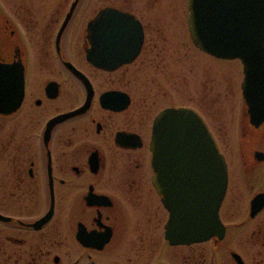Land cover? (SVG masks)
I'll list each match as a JSON object with an SVG mask.
<instances>
[{"label":"flooded vegetation","instance_id":"af4514ba","mask_svg":"<svg viewBox=\"0 0 264 264\" xmlns=\"http://www.w3.org/2000/svg\"><path fill=\"white\" fill-rule=\"evenodd\" d=\"M84 1L33 0L34 13L0 5V64L17 63L24 75L18 107L0 105V264H264V120H250L243 65L216 68L210 88L203 82L213 76L203 73L198 102L212 124L186 105L153 114L145 89L132 93L127 69H148L172 56L169 45L186 43L187 0H95L92 14ZM109 9L132 16L142 32L132 62L111 71L86 59L90 24ZM111 28L103 29L107 46ZM123 38L117 34L118 46ZM114 72L121 78L107 76ZM166 107L199 112L224 157L221 239L165 238L170 213L153 184L149 146Z\"/></svg>","mask_w":264,"mask_h":264},{"label":"water","instance_id":"95a60500","mask_svg":"<svg viewBox=\"0 0 264 264\" xmlns=\"http://www.w3.org/2000/svg\"><path fill=\"white\" fill-rule=\"evenodd\" d=\"M188 7L194 45L210 56L243 64L242 94L250 120L253 124L264 120V0H188ZM65 25L66 21L62 28ZM105 27H112L110 46ZM90 29L93 46L86 59L101 70L130 63L141 50L142 32L132 16L105 10ZM117 34L124 35L120 46ZM23 84V66L0 64V105L7 103V110L18 107ZM13 88L17 91L6 90ZM152 129L153 184L170 213L165 238L173 244L221 239L225 226L218 212L227 189V168L201 116L189 107H166L155 116Z\"/></svg>","mask_w":264,"mask_h":264},{"label":"rangeland","instance_id":"374dc122","mask_svg":"<svg viewBox=\"0 0 264 264\" xmlns=\"http://www.w3.org/2000/svg\"><path fill=\"white\" fill-rule=\"evenodd\" d=\"M44 1L49 2L50 0H36V3ZM7 2L15 8L19 6L23 9V11L28 10L29 12L34 13L32 11L33 0H7ZM84 2L91 7L90 14H92L95 4L97 3L95 0H85ZM2 4L3 0H0V5ZM186 40V43L181 45H169L168 47L172 48V56H170L169 53H165L163 59L156 58V61L154 60L152 63H147L148 69H144L145 63L142 65L140 62L132 64V66L127 69L128 73L126 77H132L131 83L135 85L132 89L133 94L136 93L138 95L139 89L143 91L145 89L147 99L153 103V114H155L156 111L163 109L166 105H186L192 108L195 107L196 110L205 117V120L210 125L212 124V117L209 116V111L201 108L198 102L204 89V86L200 82L203 73H209L213 76V81L203 82L210 88L211 84L219 80V75L217 74L220 71L216 68L242 65L237 60H218L214 57L208 56L193 46L190 37ZM159 50H161V48H159ZM82 68L89 74L93 73L86 65H82ZM121 74L122 72H114L113 74L107 76L112 79L121 78ZM138 74H140L142 78H140V80H133L136 76H138ZM103 75L104 74H101V76L97 75L98 79L103 80L104 78H108L103 77ZM240 77L241 76L237 79L238 83L240 82ZM188 83L189 86H191V93H189L190 89L187 87ZM229 200L230 199L228 198L225 204L229 205ZM228 209H225L227 214L229 213ZM229 217L226 215V218Z\"/></svg>","mask_w":264,"mask_h":264}]
</instances>
